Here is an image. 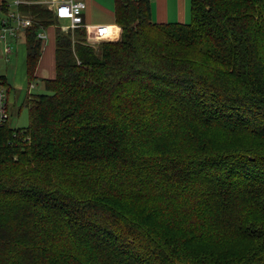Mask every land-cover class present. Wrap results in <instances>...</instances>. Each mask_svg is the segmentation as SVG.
I'll use <instances>...</instances> for the list:
<instances>
[{
    "label": "trees",
    "instance_id": "obj_1",
    "mask_svg": "<svg viewBox=\"0 0 264 264\" xmlns=\"http://www.w3.org/2000/svg\"><path fill=\"white\" fill-rule=\"evenodd\" d=\"M114 1L120 38L56 28L30 125L0 127V264H264V0ZM20 9L35 82L59 20Z\"/></svg>",
    "mask_w": 264,
    "mask_h": 264
},
{
    "label": "crops",
    "instance_id": "obj_2",
    "mask_svg": "<svg viewBox=\"0 0 264 264\" xmlns=\"http://www.w3.org/2000/svg\"><path fill=\"white\" fill-rule=\"evenodd\" d=\"M7 1L9 3L10 0H0V2ZM35 2L41 3L45 5L47 8H50L54 11L52 8V1L53 0H33ZM82 1V0H81ZM87 5V1L90 0H84ZM97 2L96 0H94ZM191 0H151V6H152V19L155 22L163 23V22H172V23H178L182 22L185 23L188 20L189 14L191 13ZM48 4V5H47ZM65 22V21H64ZM84 22H86L87 26L90 29H94L97 25L100 24H110L116 26L115 21V10H112L110 7H101L96 6V16H93V13H85L84 12ZM46 33L47 39L43 41L42 45V56L38 64V69L36 71L37 79H49L54 78L56 76V27L54 25H51L44 31ZM20 43H22L23 48L26 52V41L23 37V33L21 36V39L18 41V43L14 44L13 52L10 55L14 54V49L16 46H18ZM1 45V52H0V58H4L5 60H9L10 55H6L7 53L4 50V45L0 43ZM27 63V52H26V58H25V67ZM25 74L23 80H21V76L23 75V70H19V73L17 76H13L14 78H7V82H9V86L11 89L13 88L14 94H11L12 98H15L16 92H20L23 87L24 81L28 82V70L27 67L25 68ZM19 96V95H18ZM20 97V96H19ZM24 101V99L22 100Z\"/></svg>",
    "mask_w": 264,
    "mask_h": 264
},
{
    "label": "built area",
    "instance_id": "obj_3",
    "mask_svg": "<svg viewBox=\"0 0 264 264\" xmlns=\"http://www.w3.org/2000/svg\"><path fill=\"white\" fill-rule=\"evenodd\" d=\"M32 3L31 0H15L14 4L7 1L0 2V43L4 45L7 56L12 54L14 44L21 39L23 31L34 24V17L20 9L22 4ZM51 6L58 20L68 23V26L64 28L76 30L78 27H87L93 31V36L100 41H106L113 37V26L110 24H100L94 29L87 26L84 22V12L87 8L84 1L53 0ZM38 38L45 41L47 39L46 33L44 31L39 32ZM9 112L8 83L0 82V127L6 123Z\"/></svg>",
    "mask_w": 264,
    "mask_h": 264
},
{
    "label": "rangeland",
    "instance_id": "obj_4",
    "mask_svg": "<svg viewBox=\"0 0 264 264\" xmlns=\"http://www.w3.org/2000/svg\"><path fill=\"white\" fill-rule=\"evenodd\" d=\"M15 0H10L12 4H14ZM84 1V0H82ZM90 0L87 1V8L85 9V13H93V16H96V6L101 7H110L112 10H115V1L114 0ZM85 2V1H84ZM86 3V2H85ZM48 5V4H47ZM191 16L189 14L188 20L185 23L191 22ZM56 28H61L62 30L66 32H72L74 33L75 30L73 29H67L64 27L68 26L67 22H64L62 20L59 21V24H54ZM113 26V37L111 39L107 40H118L120 38V33L122 31L121 25L119 26L116 24V26ZM86 29V36H87V42L89 45H93L96 49H98L99 43L102 41L97 40L95 36H93V31L89 30L87 27H83ZM18 43V41H16ZM0 52H1V45H0ZM25 58H26V52L23 48L22 43H20L18 46L14 49V54L10 55L9 60H5L4 58H0V76H8L9 78H14L13 76H17L19 73V70H23V75L21 76V80L24 78L25 74ZM43 79H36L35 82H28L24 81V86L20 89H22L20 92H16L15 98L11 96V94H14L13 88L8 85L9 89V117L8 122L11 127L14 128H26L30 124V110H28L27 102L29 103L30 98H35V94L37 93H43L45 92V83L42 81ZM20 97H19V96ZM24 99V101H22ZM31 104V103H29ZM24 130V129H23Z\"/></svg>",
    "mask_w": 264,
    "mask_h": 264
}]
</instances>
